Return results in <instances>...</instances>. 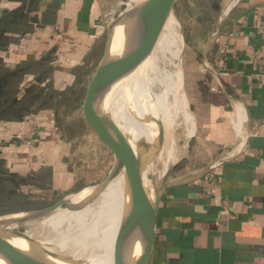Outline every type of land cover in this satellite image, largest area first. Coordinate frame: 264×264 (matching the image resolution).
Listing matches in <instances>:
<instances>
[{"label":"crops","instance_id":"obj_1","mask_svg":"<svg viewBox=\"0 0 264 264\" xmlns=\"http://www.w3.org/2000/svg\"><path fill=\"white\" fill-rule=\"evenodd\" d=\"M222 13L199 60L187 55L196 166L173 178L219 164L163 194L145 264H264V0ZM103 32L96 0H0L1 176L63 180L48 94L77 80Z\"/></svg>","mask_w":264,"mask_h":264},{"label":"water","instance_id":"obj_2","mask_svg":"<svg viewBox=\"0 0 264 264\" xmlns=\"http://www.w3.org/2000/svg\"><path fill=\"white\" fill-rule=\"evenodd\" d=\"M96 1L105 42L102 56L87 83L81 111L89 128L112 152L113 165L106 177L86 189V195L77 203L71 202L70 198L80 191L44 208L0 215V264H87L86 261L49 250L40 240L17 230L16 226L42 220L59 208L71 211L89 205L119 169L125 175V208L117 231L112 264H145L151 249L155 216L163 194L169 189L198 180L219 164V160H215L195 172L177 178L171 177L175 163L169 165L159 178L154 173H146L143 145L136 144L133 147L128 135L117 128L105 108L115 86L119 83L128 84L148 58L163 24L180 0H142L117 15L113 7L119 0ZM234 3L229 5L225 13L229 12ZM115 43L120 45L116 52L112 50ZM144 119L145 123L158 126L156 148H161L164 141L161 122L153 115H147ZM144 177L149 181L150 189L145 186ZM8 215L10 217L2 219ZM13 239H19L20 243L14 244Z\"/></svg>","mask_w":264,"mask_h":264},{"label":"rangeland","instance_id":"obj_3","mask_svg":"<svg viewBox=\"0 0 264 264\" xmlns=\"http://www.w3.org/2000/svg\"><path fill=\"white\" fill-rule=\"evenodd\" d=\"M140 1L141 0H119V3H117L113 7V11L115 15H117L118 13L128 9L129 7H132ZM224 2L225 0H180L174 6V9L172 11V15L175 17L178 23V31L181 35L183 45L180 51L181 55L180 53L178 54L173 66H171L167 70H161L159 72V74L164 73V71L166 73H164V82L162 80H160V82L162 81L165 85L169 84V81H172L171 79H174V77L176 79V73H180L181 89L179 90V93H181V95L185 97L188 112L191 114L193 119L194 115L191 107V95L189 90V86L191 85L189 83V80L191 76L190 69L186 66L187 59H189L187 58V55L190 54L196 61L199 60L200 53L198 50V46H202L208 35L216 30L217 21L222 17L223 14L222 12ZM104 42L105 33L103 32L98 42V50L96 54H93V58L87 61L86 68L83 70H74L75 72H79L81 74V81L76 80L75 82H70L68 84L65 82V85L67 84L65 86V89L60 92H55L59 93V95L56 94L47 103L48 109L55 110L54 119L57 125V130L52 137L54 138V140H59L58 144H61V141H63V145L65 146L62 150L63 153H65V159L59 172L63 180L58 183L56 189H52L48 185H44L46 183L42 184L41 182H39V186V183H36L37 180L35 181L36 185L32 183V186H36V189H28L24 185H21L22 183H17L16 185L9 182V180L0 179V215L24 210L44 208L67 195H73L79 191H82L79 192V194L77 193L78 195L75 194L76 196H73V198L70 199L71 202L77 203L84 198L85 195H83L82 193L86 189H89V187L100 183L110 171L114 161L113 154L110 149L107 148V146L99 140L96 134L86 124L81 111V104L85 94L86 86L95 69V66L102 56ZM156 85H154L153 88V97L157 100L154 99L155 105L153 104V108L155 109H153V111L155 110V117L159 118L162 128L164 127V141L161 148L157 149V142L155 140V137H157L158 134V126L156 125L157 128L154 129V132H152V130L149 128L148 140L150 139L149 142H152V144H150V153L153 154L156 151L155 155L160 156L157 158V162H155L157 163V165L155 164V176L160 177L167 164L171 165L175 163V169L171 173V177H173L185 172L189 168L196 166V164L190 158L191 147H189L191 144H189V140L193 139L191 137L192 135H194L195 131V121L193 120V124L187 121V119L182 116V112L180 110L174 109L173 105H171L172 103L170 101L172 100V102H174L172 95H170L169 98L168 95L164 97L165 94H169V92L164 91V88L166 87H161L158 84L159 88H157ZM75 89H77L78 99L76 94L72 97L70 96V92ZM52 92L53 91L49 92L48 97ZM159 104L162 106H160ZM163 105L165 106L163 107ZM153 134L155 137L152 136ZM48 138H51V135L47 137V139ZM152 146L153 148H151ZM22 149H27L29 151V148ZM3 154V152H0V156H3ZM5 169L6 165L0 164V174L3 173ZM120 172L121 170L119 169L116 175H118V173ZM43 179H45V176L43 177ZM77 196H80V198ZM20 198H24V200L30 199L33 202L34 199L36 200L32 204H27L20 202ZM99 201L100 198L96 196L89 203V205H87L89 207L85 206V209L90 211L86 213L87 215H83L84 217H81L83 222H91V224H94L93 221L95 222L97 219H99L95 214V210L93 209V207L96 209V204ZM91 208L93 210H91ZM63 209L68 218L70 217L72 220H76V215L74 213L75 211L80 209L71 211L65 208ZM93 214H95V216ZM107 215H104L102 217L103 221H106L105 217H107ZM16 229L22 232H26L34 239L40 240L41 243L47 245V247H51L55 251H59V247L57 246L56 242L65 232L64 225L59 228V226H55L54 223L49 224L48 221L44 222L43 220L20 223L16 226ZM71 237L72 236L69 235L66 238L68 239ZM91 241L92 239H90V241H88L87 243V251L90 249L89 247H91ZM75 247L78 250H82L78 246ZM64 252L63 255L72 257L70 252ZM79 260L86 261L84 257H80Z\"/></svg>","mask_w":264,"mask_h":264},{"label":"bare ground","instance_id":"obj_4","mask_svg":"<svg viewBox=\"0 0 264 264\" xmlns=\"http://www.w3.org/2000/svg\"><path fill=\"white\" fill-rule=\"evenodd\" d=\"M182 45V38L178 31V23L175 17L170 14L155 40L151 53L145 62L138 68L137 72L133 76V79L128 84H117L109 100H107V103L105 104V108L107 109L111 120L114 122L117 128L121 130V132H124L128 135L131 145L133 147H135L136 144L143 145L145 153L144 155H146L147 160H144L146 164V173H156L155 166L157 163L155 162H157V158L160 157L159 155H155L156 151L153 154L150 153V144H152V142L150 143V139L148 140V129L150 128L152 132H154V129L157 128V126L154 124L145 123L144 119L147 117V115H153L155 117V110L153 111V109H155L153 108L155 105L154 99H156L153 97L154 85L157 84V88H159L158 84L161 87H169L167 89L164 88V91L169 92V94L162 95H164V97L168 95V98L170 95H172L174 102H172V100L170 102L172 103L171 105H173V108L180 110L182 112V116L193 124L194 119L188 112L186 99L183 95H181V93H179V90L181 89L180 73H176V79L174 77V79H171L172 81H169V84L166 85L163 84L165 71L164 73L159 74L161 70H167L173 66L176 61V57L181 51ZM119 48V43H115L112 50L116 52L119 50ZM160 80L163 82H160ZM164 106L165 105H163V107ZM152 136H154V134ZM153 146L151 148H153ZM168 165L169 164L165 166L160 177L163 175ZM124 178V172L121 171L118 173V175L111 179L107 186L98 195L100 201L96 204L97 210L94 207L93 209L95 210V214L99 219H97L95 222L93 221L94 224H91V222H83L81 217H84L83 215H87L86 213L90 211L86 210L85 207L75 211L74 214L76 215V220H72L70 217L68 218L63 208L57 209L55 212L42 219L44 222L48 221L49 224L54 223V225L59 226V228L62 225L65 226L64 234H62L61 238L56 242L57 246L59 247V251L56 252H60L61 254H64V251L70 252L73 259H80V257H84L87 264H112V257L117 239V231L125 208ZM144 184L149 189L151 188V185L146 177H144ZM86 193L87 190H85L82 194L86 195ZM73 196L71 198H73ZM77 197L80 198V196ZM93 209L91 208V210ZM95 214L93 215L95 216ZM104 215H107V217H105L106 221L104 220L105 222L102 219ZM8 217H10V215L3 216L2 219H6ZM69 235L72 237L67 239L66 237ZM90 239H92L91 247H89L90 251H87V243L90 241ZM12 241L14 244L20 243L19 239H13ZM75 246L80 247L82 250H78ZM47 248H49L51 251H55L51 247Z\"/></svg>","mask_w":264,"mask_h":264},{"label":"trees","instance_id":"obj_5","mask_svg":"<svg viewBox=\"0 0 264 264\" xmlns=\"http://www.w3.org/2000/svg\"><path fill=\"white\" fill-rule=\"evenodd\" d=\"M77 73V81H81V74L79 73V72H76ZM59 95V93H55L54 91L50 94V96L48 97V101H50L55 95ZM61 94H63V93H61ZM70 96L72 97L73 95H77V99H78V93H77V89H75V90H72L71 92H70ZM52 96V97H51ZM62 96V95H61ZM0 179H2V180H9V182H11V183H14V184H16L17 185V183H20V182H22V180H20L19 178H16V177H7V176H1L0 177ZM20 200V202H22V203H34L33 201H31L30 199L28 200V199H25L24 200V198H20L19 199ZM14 210H15V208H14ZM14 210H12V211H14ZM2 212V211H1Z\"/></svg>","mask_w":264,"mask_h":264},{"label":"built area","instance_id":"obj_6","mask_svg":"<svg viewBox=\"0 0 264 264\" xmlns=\"http://www.w3.org/2000/svg\"><path fill=\"white\" fill-rule=\"evenodd\" d=\"M262 30L264 31V23L261 25Z\"/></svg>","mask_w":264,"mask_h":264}]
</instances>
